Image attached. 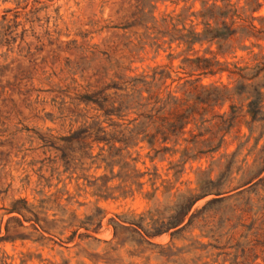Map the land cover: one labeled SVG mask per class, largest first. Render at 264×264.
<instances>
[{"label": "rangeland", "instance_id": "1", "mask_svg": "<svg viewBox=\"0 0 264 264\" xmlns=\"http://www.w3.org/2000/svg\"><path fill=\"white\" fill-rule=\"evenodd\" d=\"M0 264H264V0H0Z\"/></svg>", "mask_w": 264, "mask_h": 264}, {"label": "trees", "instance_id": "2", "mask_svg": "<svg viewBox=\"0 0 264 264\" xmlns=\"http://www.w3.org/2000/svg\"><path fill=\"white\" fill-rule=\"evenodd\" d=\"M216 4L214 3L210 8H209V10L210 11H213L215 8H216ZM207 13H209V12H206V14ZM211 13H213V12H211ZM208 31H210V32H212L213 34H212V39L213 38H215V37H217L218 35L216 34V31H217V29H215V28H212V29H208ZM234 31V30H233ZM206 67V66H205ZM244 76H245V74H243ZM203 87H206L207 85L206 84H201ZM215 88V87H214ZM263 101V99L262 98H259V100L257 99V100H251L250 101V105H251V108H250V111L254 114V115H257V113H258V109H260L261 108V102ZM181 222H182V220H179V221H176L175 223H173V225L172 226H178V225H180L181 224ZM179 228V227H178ZM163 230H162V228H159V229H157L155 232H153L154 234L155 233H161Z\"/></svg>", "mask_w": 264, "mask_h": 264}]
</instances>
